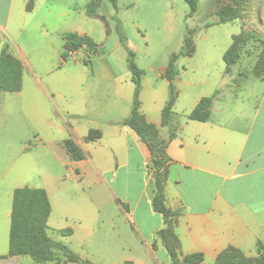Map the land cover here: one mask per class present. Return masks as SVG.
I'll list each match as a JSON object with an SVG mask.
<instances>
[{
  "label": "crops",
  "instance_id": "0c3cea01",
  "mask_svg": "<svg viewBox=\"0 0 264 264\" xmlns=\"http://www.w3.org/2000/svg\"><path fill=\"white\" fill-rule=\"evenodd\" d=\"M76 13L65 0H0V54L7 48L21 62L23 73L20 91L0 93V103L8 106L3 114L12 120L23 111L27 128L36 127L44 148L55 151L57 160L89 190L105 193L115 203L123 219L111 222V230L121 240L132 236L140 251V255L119 253L121 260L116 264H172L157 239L165 223L152 205V152L132 128L123 124L132 110L135 84L125 53L122 59L114 54L128 50L117 39L102 58L99 53L88 55L80 49L65 61L66 33L86 36L96 43L91 33L74 24ZM91 18L100 19L106 35L112 34L109 21L107 27L101 18ZM228 49L222 51L214 78H205L202 64L197 67L190 60L180 70L181 57L176 62L179 75L174 85L179 97L174 112L181 127L167 140L166 205L179 212L176 234L181 256L202 254V264H215L229 248L256 258L259 247H264V81L256 79L246 99L230 96L232 83L225 74L224 61ZM160 79L147 84L142 77L140 113L164 138L169 132L162 126V113L169 100L170 83L162 75ZM215 94L208 122L188 120L201 99ZM50 111L57 119L50 117ZM92 130L100 131L102 137L87 142ZM54 132L57 136H50ZM68 139L77 144L85 159H71L64 147ZM6 146L0 144V257H6L0 264H35L28 256L7 257L14 192L28 187L25 184L32 176V157L27 152L29 147L21 151L23 161L15 154L9 157L2 148ZM46 191L52 207L48 233L53 231L67 243L78 242L79 247L72 250L89 260L85 249L78 248L92 243L96 217L74 221L72 215L78 217L67 209L63 218L68 223L72 217V223L53 221L54 205ZM95 210L99 211L96 206ZM64 230L73 233L63 236L60 232ZM56 253L59 264H80L65 261L62 253Z\"/></svg>",
  "mask_w": 264,
  "mask_h": 264
},
{
  "label": "rangeland",
  "instance_id": "374dc122",
  "mask_svg": "<svg viewBox=\"0 0 264 264\" xmlns=\"http://www.w3.org/2000/svg\"><path fill=\"white\" fill-rule=\"evenodd\" d=\"M89 1L65 0L66 4L77 12L74 24L81 25L93 35L100 47L99 55L102 58L114 47L116 40H119L116 18L120 19L127 36V44L134 52L135 63L143 72V80L147 84L161 80L160 76L168 67L172 56L182 50L189 32L196 46V54L191 58L181 57L180 70L191 60L197 67L201 64L205 67V78H214L222 62V51L237 42L239 58L230 70L226 69L225 72L232 83V88L228 90L229 95L246 99L249 96V88L256 79L264 81V0H199L198 10L191 17L190 7L184 0H119L117 8L109 0H99L98 13L109 21L112 29L110 36L106 35L100 19L91 18L86 14ZM222 11L227 12L229 21L226 23L219 15ZM122 50L116 51L114 57L122 59L121 54L125 53L124 58H128L126 50ZM78 59L83 58L78 56ZM69 63H74L72 58ZM243 86L246 88H242ZM0 105V144L8 145L2 147L6 151L4 154L9 157L15 154L23 161L21 151L29 147L27 152L32 157V176L25 185L47 189L50 192L54 205L52 220H60L67 225L72 223V217L68 223L63 218L62 213L67 209L72 210L78 217L72 215L74 221L86 222L90 221L92 216L96 217L97 228L92 243L78 250L85 249L93 264H116L121 260V252L132 255V251L140 255L137 248L139 244L132 236L121 240L110 228L111 222L123 219L115 203H111L105 193L95 192V189L89 190L83 181L75 178L69 169L57 160L59 156L55 151L45 149L38 138V132H35L36 127L33 125V128H27L23 111H18L17 117L11 120V116L3 114V111L8 110L7 103L2 101ZM50 117L57 119V115L52 111ZM53 134L57 136V132L50 133V136ZM26 138L27 141L24 142ZM8 162L6 166L9 165ZM95 206L99 211L96 212ZM49 235L54 241L65 244L71 250L79 247L78 242L67 243L51 230Z\"/></svg>",
  "mask_w": 264,
  "mask_h": 264
},
{
  "label": "trees",
  "instance_id": "16d2710c",
  "mask_svg": "<svg viewBox=\"0 0 264 264\" xmlns=\"http://www.w3.org/2000/svg\"><path fill=\"white\" fill-rule=\"evenodd\" d=\"M117 8L119 0H109ZM190 7L189 16H193L198 10L199 0H184ZM237 2L246 0H234ZM31 4V3H30ZM100 8L99 0H92L88 5V16L101 18L108 27V20L104 16L97 14ZM227 12H220L223 22H228ZM116 33L121 43L128 50V65L132 73V80L135 84L133 105L130 115L123 121V124L132 128L149 147L153 155V168L155 170V191L153 197V209L164 218L165 228L157 233V239L165 247L172 264H202L204 256L202 254H191L182 257L180 254L181 243L176 234L177 219L179 212L173 211L166 205L165 178L169 169V158L166 153L168 141L161 137L160 132L153 125H150L140 113V94L142 91L143 72L135 63V54L127 44V36L120 19L116 18ZM65 51L63 59L66 61L73 53L84 49L88 55L98 54L100 51L92 39L80 36L75 33L64 35ZM196 48L191 33L185 37L182 50L174 54L165 69L162 77L170 83V96L162 113V126L170 133L171 139L176 136L181 127V121L174 112L179 92L174 82L179 75L176 62L180 57H191L195 54ZM239 58L238 43L234 44L226 51L224 61L227 71L230 70ZM87 63V61H84ZM261 67V66H258ZM259 70V68H258ZM22 65L19 60L12 56L7 48L0 54V93L2 91L18 92L22 85ZM217 94L201 99L194 111L187 117L188 120L198 122H208L211 117V108ZM102 137L100 131L92 130L86 137L87 142H95ZM64 147L74 161L85 159V154L72 140L64 142ZM52 212V207L48 193L40 188H19L14 192L9 254L7 257H31L35 264H59L61 259L56 252L62 253L65 261L93 264L90 260H84L73 252L65 244L54 241L48 233V220ZM63 236L72 235V230L60 232ZM259 257L255 259L247 258L240 250L229 248L218 257L215 264H264V247L258 249ZM6 257H0L4 259ZM182 258V259H181ZM133 264V263H127Z\"/></svg>",
  "mask_w": 264,
  "mask_h": 264
},
{
  "label": "water",
  "instance_id": "95a60500",
  "mask_svg": "<svg viewBox=\"0 0 264 264\" xmlns=\"http://www.w3.org/2000/svg\"><path fill=\"white\" fill-rule=\"evenodd\" d=\"M164 138H165L166 140H169V138H170V134H169V133L165 134Z\"/></svg>",
  "mask_w": 264,
  "mask_h": 264
}]
</instances>
